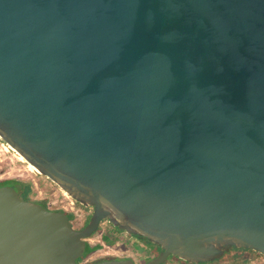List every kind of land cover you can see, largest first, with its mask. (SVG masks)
<instances>
[{"label": "water", "instance_id": "1", "mask_svg": "<svg viewBox=\"0 0 264 264\" xmlns=\"http://www.w3.org/2000/svg\"><path fill=\"white\" fill-rule=\"evenodd\" d=\"M0 142L92 209L1 187L0 264H77L103 220L146 264L264 257V0H0Z\"/></svg>", "mask_w": 264, "mask_h": 264}, {"label": "flooded vegetation", "instance_id": "2", "mask_svg": "<svg viewBox=\"0 0 264 264\" xmlns=\"http://www.w3.org/2000/svg\"><path fill=\"white\" fill-rule=\"evenodd\" d=\"M11 187L19 195V188L13 183L6 182L0 178V188ZM27 201H32L41 206L43 209L51 212H60L58 209L49 208L44 202L27 197ZM92 209L90 208L87 216L84 217L79 226L73 224V217L64 213L74 229H82L88 222L91 216ZM106 223V227L101 231V239L107 242L110 246L116 249L117 253L114 256L96 254L88 252V247L91 246L87 240L82 255L76 260L77 264H98L109 261H129L131 264H146L159 257L161 248L157 244H153L146 239L139 238L134 235H129L125 231L119 230L112 226L107 220H103L97 231L100 229L101 224ZM96 231V232H97ZM95 232V233H96ZM260 259L263 257L250 250L243 249H230L225 252L220 258L202 263H188L179 259L176 256L169 255L165 260L159 264H259Z\"/></svg>", "mask_w": 264, "mask_h": 264}, {"label": "rangeland", "instance_id": "3", "mask_svg": "<svg viewBox=\"0 0 264 264\" xmlns=\"http://www.w3.org/2000/svg\"><path fill=\"white\" fill-rule=\"evenodd\" d=\"M18 157L16 153L7 148L4 143L0 142V178L10 183L14 180L29 183L31 185L30 198L44 202L51 209H56L57 204L53 203L56 199L59 200L61 189L59 190L50 180L39 175L36 171L29 170L27 163L19 160ZM13 184L18 187L17 184ZM81 209L80 215H73V224L75 226L80 225L82 219L87 216L90 208L81 206ZM101 225L103 229L106 227V223ZM102 228L87 239V242L91 246H97L94 253L114 256L117 253L116 249L101 239ZM260 262H264V257L260 259Z\"/></svg>", "mask_w": 264, "mask_h": 264}, {"label": "built area", "instance_id": "4", "mask_svg": "<svg viewBox=\"0 0 264 264\" xmlns=\"http://www.w3.org/2000/svg\"><path fill=\"white\" fill-rule=\"evenodd\" d=\"M60 190V189H59ZM60 198L59 200L56 199L53 204H57V208L59 211L64 213H72L73 215H80L81 214V206L74 201L71 197L64 194L62 190H60ZM102 228V226H100ZM102 230H104L102 228ZM89 239V238H88Z\"/></svg>", "mask_w": 264, "mask_h": 264}, {"label": "trees", "instance_id": "5", "mask_svg": "<svg viewBox=\"0 0 264 264\" xmlns=\"http://www.w3.org/2000/svg\"><path fill=\"white\" fill-rule=\"evenodd\" d=\"M11 182L18 185L19 196L21 197V199L27 201V197L29 196V194L31 192V185L29 183H26V182H23V181H19V180H14V181H11ZM67 214H69L70 216L73 217L72 213H67ZM96 248H97V246H89L88 247V252H93L94 250H96Z\"/></svg>", "mask_w": 264, "mask_h": 264}, {"label": "bare ground", "instance_id": "6", "mask_svg": "<svg viewBox=\"0 0 264 264\" xmlns=\"http://www.w3.org/2000/svg\"><path fill=\"white\" fill-rule=\"evenodd\" d=\"M5 146H6V145H5ZM7 148H8V147H7ZM18 159L21 160V161H24L20 156L18 157ZM27 167H28L29 170H31V171H32V170L35 171V169H34L31 165H29L28 163H27ZM63 193L66 194L64 191H63ZM66 195H67V194H66Z\"/></svg>", "mask_w": 264, "mask_h": 264}, {"label": "crops", "instance_id": "7", "mask_svg": "<svg viewBox=\"0 0 264 264\" xmlns=\"http://www.w3.org/2000/svg\"><path fill=\"white\" fill-rule=\"evenodd\" d=\"M252 264H254V263H252ZM259 264H264V262H262V263L260 262Z\"/></svg>", "mask_w": 264, "mask_h": 264}]
</instances>
